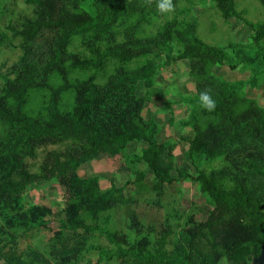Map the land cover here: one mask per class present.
Returning <instances> with one entry per match:
<instances>
[{"label": "trees", "instance_id": "obj_1", "mask_svg": "<svg viewBox=\"0 0 264 264\" xmlns=\"http://www.w3.org/2000/svg\"><path fill=\"white\" fill-rule=\"evenodd\" d=\"M204 1L224 22L250 29L248 40L206 44L189 10L168 18L158 0H24L28 12L4 26L10 36L0 32V45L19 52L5 72L0 67V264H83L92 250L96 264H251L258 256L264 106L246 90L264 84V21H249L237 0ZM3 13L0 0V20ZM180 63L194 91L178 93L186 106L178 131L191 134L179 136L186 144L179 163L177 142L160 140L155 118L172 114L169 102L154 116L147 107L168 97L158 73L174 76ZM220 67L249 76L228 81ZM205 90L212 111L199 102ZM135 142L140 151L128 152ZM101 155L122 161L133 179L102 190L98 177H82ZM183 181L197 185L210 208L205 216L174 209V226L167 221L156 233L154 226L140 232L133 214V240L109 228L113 212L134 204L124 195L129 186L157 206L166 187ZM41 184L55 185L62 204H30L29 191ZM38 233L47 235L43 250L19 249ZM97 239L112 249L94 247Z\"/></svg>", "mask_w": 264, "mask_h": 264}, {"label": "rangeland", "instance_id": "obj_2", "mask_svg": "<svg viewBox=\"0 0 264 264\" xmlns=\"http://www.w3.org/2000/svg\"><path fill=\"white\" fill-rule=\"evenodd\" d=\"M239 9L244 10L246 18L251 22H263L264 11L257 2V0H237ZM177 5L174 9L167 14L168 18L174 17L183 13V11L189 10V16H195L198 20L197 34L199 38L206 44L223 47L232 42H246L251 35L250 29H248L240 21L230 19L228 22H224L214 9L204 0H177ZM28 7L24 3V0H2L3 16L0 20V32H6L5 25L10 21L16 22L20 18V15L28 12ZM191 14V15H190ZM185 16L179 15V18ZM186 18V17H185ZM7 36H10L9 32H6ZM19 52L16 50H9L0 45V67L5 72L6 68L12 63L17 61ZM175 69V75H171L164 70L158 73V83L167 88L168 97L155 100L154 104L148 105L147 116H154L153 111L159 110L162 107L164 101L169 102L172 110V114L166 113L156 115V120L160 123L161 134L160 140L173 139L177 142V146L174 150L176 160L180 163L181 154L186 148V144L179 140V136L189 137L190 132L178 131V122L180 117L185 115L186 106L181 103L178 97V93L181 95H189L193 93V85L187 75L186 64H178ZM216 73L228 81H237L247 79L249 72L230 71L228 68H217ZM246 95L257 101L260 106H264V84L262 89H247ZM143 145L140 142L132 143L128 147V152H139ZM80 169V175L84 178L98 177L99 185L102 190L108 189L111 182L120 187L126 183L132 175L128 172L126 166L122 161L116 160L109 156L101 155L94 163H87ZM139 168L145 174L146 169L144 166ZM147 178L149 176L147 175ZM148 180L144 184L148 185ZM135 185L129 186L125 192V197H133L134 204L128 208H121L118 211L113 212L112 221L110 224L111 230L121 231L126 234L130 240L135 238V232L129 230L131 218L133 214L137 216V220L142 223L143 230L145 232L148 226H154L159 230L165 227V222L168 221L170 225L174 226V220L169 216L173 214V210L177 209L180 213H189L196 216H205L210 210L209 206L205 202L204 197L199 192L196 184L192 182L183 181L179 184L166 187L165 195L159 200V205L152 206L154 197L148 193L137 194L135 193ZM27 200L30 204L45 205L54 207L56 204L61 203V193L55 185L41 184L32 188L28 195ZM181 214V216H182ZM177 221L175 222V224ZM47 235L44 233L29 234L25 238L20 240L19 249L25 250L28 247L39 248L43 250V246L46 244ZM94 247H100L107 250H111L112 246L108 244L105 239H97L92 242ZM98 251L92 250L86 255L85 262L83 264H96L98 259ZM99 264H116L115 262H100Z\"/></svg>", "mask_w": 264, "mask_h": 264}, {"label": "clouds", "instance_id": "obj_3", "mask_svg": "<svg viewBox=\"0 0 264 264\" xmlns=\"http://www.w3.org/2000/svg\"><path fill=\"white\" fill-rule=\"evenodd\" d=\"M156 7L160 13H170L173 10L172 0H158ZM199 102L208 111L214 110L216 106L215 101L206 90L200 93Z\"/></svg>", "mask_w": 264, "mask_h": 264}, {"label": "water", "instance_id": "obj_4", "mask_svg": "<svg viewBox=\"0 0 264 264\" xmlns=\"http://www.w3.org/2000/svg\"><path fill=\"white\" fill-rule=\"evenodd\" d=\"M253 264H264V246H262L259 256L253 261Z\"/></svg>", "mask_w": 264, "mask_h": 264}, {"label": "flooded vegetation", "instance_id": "obj_5", "mask_svg": "<svg viewBox=\"0 0 264 264\" xmlns=\"http://www.w3.org/2000/svg\"><path fill=\"white\" fill-rule=\"evenodd\" d=\"M261 248H262V247H261ZM260 250H261V249H260ZM259 253H260V252H259ZM258 256H259V254H258ZM258 256L252 260L251 264H253V261H254L255 259H257Z\"/></svg>", "mask_w": 264, "mask_h": 264}]
</instances>
